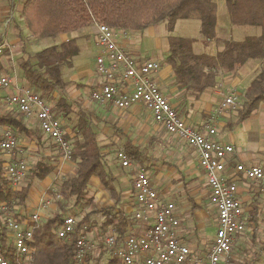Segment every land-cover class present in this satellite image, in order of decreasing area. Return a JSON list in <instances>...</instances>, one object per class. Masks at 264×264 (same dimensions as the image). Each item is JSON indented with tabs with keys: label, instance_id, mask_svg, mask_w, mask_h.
Listing matches in <instances>:
<instances>
[{
	"label": "crops",
	"instance_id": "1",
	"mask_svg": "<svg viewBox=\"0 0 264 264\" xmlns=\"http://www.w3.org/2000/svg\"><path fill=\"white\" fill-rule=\"evenodd\" d=\"M25 1L0 0V43L9 41L13 45V49H7L5 52H8L0 55V76L9 75L14 80L13 85L9 88L0 89L2 112L12 109L16 111V107L8 104V97L22 88H29L18 63L19 59L22 58L18 54H21L26 47L21 37L20 23L14 14L15 10L21 13ZM221 10L222 8L218 3L216 33L219 38H222L219 23ZM21 16L23 17L22 13ZM201 16L202 13L199 10L192 11L189 18L177 22L173 32L169 31L165 22L151 25L144 30H126V33L119 36L118 41L130 53L145 55L142 60L154 59L161 62V69L155 73L154 78L170 102L185 116L188 124L201 131L207 125H212L217 129L216 140L235 146V152L227 162L229 173L234 171V167L238 163L263 164L264 102L260 103L258 109L249 118L240 122H238L240 107L236 110L228 109L223 112H218L216 109L230 92L236 90L241 95L245 91L264 67V60H250L235 72L221 73L218 84L206 89L198 97L176 83L172 66L165 63L169 52L170 35L194 39L193 48L197 54L216 55L223 49V46L219 45L216 40L208 42L204 39L201 34ZM180 23L182 26L179 28ZM193 26L196 27L193 28ZM13 27H15L14 30ZM97 31L96 23L77 31L64 33V41L76 39L80 46V54L74 59V66L69 68V78H66L65 74L67 73L64 71V77L69 83L62 93L73 104L75 111L70 118H61L64 122L66 137L74 138V126L78 120L79 111L90 118L97 131L99 144L104 146L106 162L118 180L122 201L117 206V210L124 211L128 216L126 235L123 239L118 240L119 244L123 243L128 235L138 236L145 233L148 228L146 220L138 219L135 216L140 205L135 198L133 172L123 168L117 158L118 150L127 151L126 145L131 142L140 147L141 161L136 158L135 160L149 172L152 185L158 190L162 201L175 204V213L180 221V225L176 228L178 237L189 245L194 253L204 256L210 252L216 233L209 241H206L199 231L205 227L206 223L210 224L211 211L217 215V210L211 204L210 187L195 149L156 123L151 111L143 105L137 104L126 110H118L111 104L100 105L95 103L89 110L83 108L81 100L83 93H87L88 98L92 99L91 91L99 85L100 81L96 71V58L101 53L102 48L97 44ZM70 35H73V38L69 39ZM258 35L260 34L256 36ZM247 37L249 36L245 38ZM141 40L145 41V47L137 43ZM206 47H211L212 51H204ZM83 54L91 56L90 58H82ZM25 119L29 127L38 126L40 128L37 117L26 115ZM241 125H244L243 129ZM8 128L10 127H0V136ZM226 129L238 130L239 132L225 136L223 134ZM18 138L20 149L13 154V159L10 160L22 158L27 160L31 166L40 157L55 161L54 173L44 180L36 179L39 181L38 184L32 185L28 207L19 208L28 215L36 212L40 213L42 218H46L58 208H56L52 195H50L54 181L59 177L58 175L74 172L75 162L63 158L57 145L45 135L42 143L26 135H20ZM0 153L1 157L8 160L7 155L1 151ZM37 156L39 157L37 158ZM165 169L170 171L164 172ZM238 176L236 178L238 196L245 208L247 229L243 234L236 236L234 243L239 240L238 244H240L242 240L247 239L249 233L252 237V244L257 243L258 247L252 251L251 258H247V260H243L238 253V248L234 249L233 247L230 256L222 260L221 264H231V262L233 264H264V191H262V186L259 183L244 179L240 177V174ZM102 198L106 200L104 204H100ZM47 199L50 200V205L44 204ZM85 200L87 203H91L93 207L88 212L86 210L82 212L81 220L84 216L86 218L83 227L79 229V233L83 234L90 248L86 258L79 264H103L105 257H108L107 264H122L121 260L119 262L115 260V253L106 242L108 235H116V233L113 232L111 226L104 228L106 219L99 210L104 206H113L114 200L98 177H92ZM100 215L101 217H97ZM150 216L152 217L153 213ZM182 217L186 219L183 220ZM211 225L217 229V216ZM237 258L240 261H236Z\"/></svg>",
	"mask_w": 264,
	"mask_h": 264
},
{
	"label": "trees",
	"instance_id": "2",
	"mask_svg": "<svg viewBox=\"0 0 264 264\" xmlns=\"http://www.w3.org/2000/svg\"><path fill=\"white\" fill-rule=\"evenodd\" d=\"M226 5L232 24L260 27V35L243 40L219 38L216 33L218 0H26L21 13L33 35L45 38L96 23L116 29L144 30L165 22L169 31L173 32L179 20L189 18L192 11L199 10L202 13V36L208 42L216 40L223 49L216 55L197 54L193 48L194 39L170 35L169 52L165 59V63L173 68L176 83L198 97L218 84L221 73L235 72L250 60H264V0H226ZM79 54L77 40L70 39L28 54L18 61L28 87L51 104L54 114L60 118H70L75 112L73 104L62 93L69 83L63 69L73 67ZM240 101L238 122L249 118L264 102V67L240 95ZM25 116L14 109L2 112L0 98V127L9 126L17 136H30L42 143L44 133L41 128L29 127ZM74 131V138H67L73 146L75 170L54 181L50 192L54 198L57 194L61 195V199L56 200L59 207L33 225L31 264H77L76 242L83 236L79 229L86 217L78 221L75 232L65 238L59 237L58 229L65 221L68 204L74 201L73 206L77 207L85 200L94 176L101 180L114 200L113 206H104L99 210L106 219L104 228L111 226L118 240L126 235L128 216L124 211L117 210L122 201L117 177L106 162L104 146L99 144L93 123L82 111L78 112ZM126 150L130 156L141 161L139 146L130 142ZM6 161L0 156V201L8 203L16 216L27 217V213L23 215L13 208L25 207L34 180H44L52 175L56 169L55 161L46 157L37 159L18 189L13 187L6 175ZM10 239L9 229L0 220V252L11 264H21L23 258L15 253ZM114 258L118 262L121 260L117 256Z\"/></svg>",
	"mask_w": 264,
	"mask_h": 264
},
{
	"label": "built area",
	"instance_id": "3",
	"mask_svg": "<svg viewBox=\"0 0 264 264\" xmlns=\"http://www.w3.org/2000/svg\"><path fill=\"white\" fill-rule=\"evenodd\" d=\"M97 28L96 40L102 48L96 58L100 81L91 91L92 100L100 105L111 104L118 110L143 105L151 111L156 123L192 146L207 177L211 204L217 210V232L210 252L204 256L194 253L176 233L180 221L175 213V204L163 202L158 190L152 185L149 172L134 157L120 149L117 158L121 166L133 172L135 198L140 205L135 216L146 220L148 228L138 236L128 235L121 244L118 243L117 235H108V247L124 264H221L222 260L230 256L236 236L247 229L245 208L238 196L236 178L240 174L244 179L259 183L264 191V163H238L234 171L229 173L227 162L234 154L235 146L216 140L217 129L212 125H207L201 131L187 123L185 116L170 102L154 78L161 69V62L154 59L138 60L127 51L118 41L119 36L126 33L125 29H116L104 23H97ZM7 49H13L9 41L0 43V55ZM13 83L11 76H0V88H9ZM8 104L27 116L37 117L44 135L57 145L63 158L72 160L73 146L66 137L64 122L54 114L52 105L39 93L31 88H22L8 97ZM240 106V94L234 90L224 98L216 111L236 110ZM19 149L18 136L11 128L6 129L0 140V151L9 157L5 164L6 175L15 189L20 188L31 168L25 159L10 160ZM59 199L61 195L57 194L55 200ZM44 204L50 205L51 202L47 199ZM13 209L25 214L17 206ZM41 219L40 213L36 212L20 218L8 203L0 201V220L10 231L15 253L23 258L21 264H31L33 225ZM76 224L73 216L65 217L58 229L59 237L65 238L74 233ZM89 248L83 236L77 239V264L84 260ZM0 264H11L2 252Z\"/></svg>",
	"mask_w": 264,
	"mask_h": 264
},
{
	"label": "rangeland",
	"instance_id": "4",
	"mask_svg": "<svg viewBox=\"0 0 264 264\" xmlns=\"http://www.w3.org/2000/svg\"><path fill=\"white\" fill-rule=\"evenodd\" d=\"M218 3H219V6L222 8V10L220 12V21H219V23H220V36L222 38L234 39V40H243V39H245L246 36H256L257 34L261 33V28L257 27V26L233 25L231 23V21H230V15H229V12H228V9H227V6H226V0H218ZM14 14H15V17L17 18V20L20 23V26H21V37H22V39H23V41L25 43L24 45L26 47L25 50H23L21 52V54H18L21 57L26 56L27 53L28 54L36 53V52H39V51H41V50H43V49H45L47 47H50V46H53V45H58V44H60V43H62L64 41V34H59L58 36H55V37H45V38L37 37V36L33 35L31 29L28 27L27 23L25 22V19L21 16V13L15 10ZM181 26H182V23H180L179 28ZM194 27H196V26H193V28ZM14 28L15 27H13V30H14ZM231 31H232V34H231ZM70 38H73V35H70L69 39ZM137 43L140 46L145 47V45H144L145 41L144 40H141V41H139ZM200 44H202V43H200ZM197 51H201V50H197ZM204 51L211 52L212 50H211V47H209V48L206 47V49H204ZM94 52L96 53V49L95 48H94ZM132 55L135 58H137L138 60H142V58L145 57V55H136L134 52H132ZM90 56L91 55L83 54L82 58H86V57L90 58ZM63 71H65L67 73V74H65L66 78H69V73H68L69 72V68L65 67L63 69ZM21 72H23V71L21 70ZM81 100H82L83 108L84 109H88V110L91 109L94 106V104L96 103L92 99L88 98V94L85 93V92L83 93V97H82ZM148 113L150 114V112H148ZM241 128L243 129L244 125H241ZM238 132H239L238 130L231 131L230 129H226L224 131L223 135L229 136L230 133L237 134ZM38 157L39 156H37V158ZM167 171H170V170H166V169L164 170V172H167ZM58 176H59L58 180H60L63 177H65V174L64 175H58ZM38 182H39L38 180H35L33 184L36 185V184H38ZM50 195H52V194H50ZM52 198H53V200L55 202L54 204L56 205V208L59 207L58 203L55 200V198L53 197V195H52ZM107 200H109L108 197H107ZM28 201H30L29 198H28V200L26 202L25 207H28ZM93 202H94V200H93ZM105 202H106V200L104 198L100 199V204H104ZM188 203H191V201H188ZM73 204H74V201H72L71 203L68 204L69 207H67L66 216H73L76 219L77 222L81 220V215H82V212L84 210H86L88 212V211L92 210L91 207H93L91 205V203L90 204L87 203V200H83L81 202V204L79 206H77V207H74ZM216 216H217L216 213L214 211H211V218L209 220L210 224L206 223L205 227L200 229V231H199V233H201L204 236L203 238L206 241H209L215 235V233L217 231L216 227L211 225L213 219H215ZM97 217H101V215L97 216ZM182 219L184 220L186 218L182 217ZM206 222H208V220H206ZM87 224H88V222H87ZM12 241H13V238L11 237L9 242L12 243ZM252 242H253L252 241V237L248 233L247 239L242 240L240 242V244H238L239 240L234 243V246H233L234 249L238 248V253L240 254V257L243 258V260H247V258H251L252 251L254 249L256 250V247H258L257 243H254V245H253ZM197 254H199V253H197ZM205 255H207V254H205ZM236 261H240V259L237 258ZM107 262H108V257H105V259L103 260V264H107ZM231 264H233V263L231 262Z\"/></svg>",
	"mask_w": 264,
	"mask_h": 264
}]
</instances>
